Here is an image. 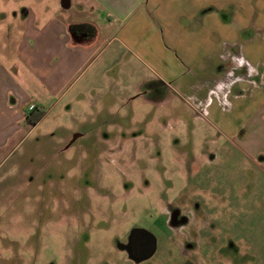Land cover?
I'll return each mask as SVG.
<instances>
[{
	"label": "rangeland",
	"instance_id": "obj_1",
	"mask_svg": "<svg viewBox=\"0 0 264 264\" xmlns=\"http://www.w3.org/2000/svg\"><path fill=\"white\" fill-rule=\"evenodd\" d=\"M63 1L0 0L4 90L45 113L33 128L9 120L20 129L0 148V264H264L259 8L247 30L182 25V38L159 9L124 23ZM36 15L99 35L50 51L27 40L35 75L16 53ZM172 210L188 225L168 229ZM134 231L157 239L143 262L122 249Z\"/></svg>",
	"mask_w": 264,
	"mask_h": 264
},
{
	"label": "crops",
	"instance_id": "obj_2",
	"mask_svg": "<svg viewBox=\"0 0 264 264\" xmlns=\"http://www.w3.org/2000/svg\"><path fill=\"white\" fill-rule=\"evenodd\" d=\"M63 2L61 9L65 12L71 11L74 7L88 8L95 12L96 18L105 13L106 19L122 20L124 23L138 13H141L140 16L144 18V16L147 17V10L158 12L159 9L162 10V16L155 19L164 23V26H166L164 28L170 36L177 35L182 38H184V34H187L184 33L185 29H183V26L189 30L188 33L197 36L205 31L206 37H211V32L207 28L211 23L214 26V32H212L214 35L216 34L215 24L226 27L235 23L236 29L238 28L237 24L240 27L237 31H242L243 28L247 30L250 17L249 10L252 8H259V10L257 9L258 13L254 14L258 22L264 18V14L260 11V8H264V0H64ZM100 10L103 12L102 14L98 13ZM239 19L240 21H238ZM41 21L39 16L36 15V19H34V22H36L35 26L32 27L30 32L28 27L27 31L21 35L20 48L16 53V57H19V60L26 67L28 66L27 68L35 75L37 65L36 50L26 43L27 40L34 41L42 49L49 47L50 51L65 49V47L72 44L73 40L76 44H81L85 40L94 41L99 35V31L93 25L90 26L93 29L91 35H79L71 31L74 25L70 23L54 20V22L44 26L39 23ZM190 25L196 27L189 29L187 26ZM177 26L179 28H176ZM62 36H65V41L62 40ZM246 64L249 65L248 62ZM247 67L250 68L251 66ZM249 68H247V71ZM5 77L6 72L0 64V148L7 146L10 138L20 129L17 124V128L15 126L13 128L14 131L6 132L9 120L14 121L17 119L18 122L23 121L25 123L26 115L36 108V106L31 107L32 104L29 103L27 95L25 98L28 103L25 101V105L22 108L18 107L19 109L17 110V105L12 107L9 101L10 92L4 90L6 87ZM4 120L7 122L6 125H3ZM2 130H5V132H2Z\"/></svg>",
	"mask_w": 264,
	"mask_h": 264
},
{
	"label": "flooded vegetation",
	"instance_id": "obj_3",
	"mask_svg": "<svg viewBox=\"0 0 264 264\" xmlns=\"http://www.w3.org/2000/svg\"><path fill=\"white\" fill-rule=\"evenodd\" d=\"M188 225L186 215L180 211H169L166 227L170 230L178 229ZM184 249H194L193 241H181ZM157 239L149 232L134 231L128 236L122 249L129 258L137 262H143L151 258L156 252Z\"/></svg>",
	"mask_w": 264,
	"mask_h": 264
},
{
	"label": "trees",
	"instance_id": "obj_4",
	"mask_svg": "<svg viewBox=\"0 0 264 264\" xmlns=\"http://www.w3.org/2000/svg\"><path fill=\"white\" fill-rule=\"evenodd\" d=\"M71 29L74 33H77L79 35H91L93 33V29L91 27L86 28L83 25L72 26ZM44 114L45 113L43 111L33 110L32 112L26 115L25 118L26 125L30 128L35 127L44 117Z\"/></svg>",
	"mask_w": 264,
	"mask_h": 264
}]
</instances>
